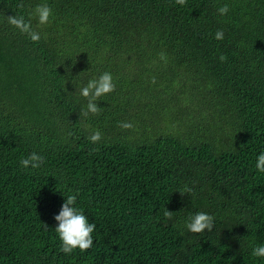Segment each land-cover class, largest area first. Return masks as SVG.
<instances>
[{
  "label": "trees",
  "instance_id": "1",
  "mask_svg": "<svg viewBox=\"0 0 264 264\" xmlns=\"http://www.w3.org/2000/svg\"><path fill=\"white\" fill-rule=\"evenodd\" d=\"M44 3L39 42L7 22ZM105 71L115 90L80 115ZM32 152L44 163L23 167ZM261 153L264 0H0V264H264ZM73 194L97 227L65 254L54 216ZM199 211L212 231L187 229Z\"/></svg>",
  "mask_w": 264,
  "mask_h": 264
},
{
  "label": "clouds",
  "instance_id": "2",
  "mask_svg": "<svg viewBox=\"0 0 264 264\" xmlns=\"http://www.w3.org/2000/svg\"><path fill=\"white\" fill-rule=\"evenodd\" d=\"M179 5H185L186 0H175ZM18 7L23 8L21 3ZM221 15H225L229 11L227 4L218 9ZM53 15L52 8L47 4H39L34 10L28 13V18L24 15H8L7 22L20 30L21 33L26 34L32 41L39 42L41 39L40 33L36 31L32 26V20L37 19L39 25H46L50 23V17ZM217 40L224 38L223 30H218L215 34ZM160 59L167 63V55L165 52L160 53ZM221 61H226L227 56L221 55ZM155 83V78L152 80ZM115 83L111 72L105 71L98 78L94 77L90 79L86 86L79 90L81 96L87 99L86 110H82L80 115L87 117L89 113L92 115H99L102 111V107L98 105L100 97L115 90ZM118 127L122 129L134 128L131 122L121 121L118 123ZM89 140L93 143H99L102 140V133L96 130L89 136ZM99 149H93L98 151ZM45 158L36 152H32L27 158L21 160V165L25 168L29 166L33 169L39 168L44 163ZM255 167L264 172V153L259 154ZM192 189L185 186L184 190L180 191L182 195L189 194ZM77 195H69L66 197L61 210L54 216V219L58 222L55 227L60 240L62 241L61 251L65 254H71L75 249H79L81 252L87 251L93 246L92 233L96 229L95 223H90L88 217L82 208L76 206ZM164 216L168 219L173 217V211L166 210ZM215 224V217L207 212L199 211L194 215H191L186 222V227L191 233H202L205 230L212 231ZM47 224L45 227L47 228ZM252 255L254 257H264V245H257L253 248Z\"/></svg>",
  "mask_w": 264,
  "mask_h": 264
}]
</instances>
